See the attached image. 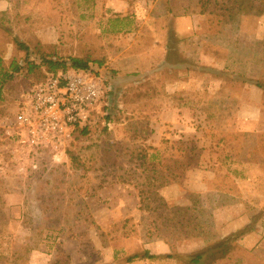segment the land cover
<instances>
[{"label":"rangeland","instance_id":"1","mask_svg":"<svg viewBox=\"0 0 264 264\" xmlns=\"http://www.w3.org/2000/svg\"><path fill=\"white\" fill-rule=\"evenodd\" d=\"M113 1L0 0V264H264V0ZM86 57L88 123L18 153L44 61Z\"/></svg>","mask_w":264,"mask_h":264},{"label":"built area","instance_id":"2","mask_svg":"<svg viewBox=\"0 0 264 264\" xmlns=\"http://www.w3.org/2000/svg\"><path fill=\"white\" fill-rule=\"evenodd\" d=\"M101 96V86L87 74L51 76L22 95L4 136L16 144L18 153L57 152L77 126L88 123Z\"/></svg>","mask_w":264,"mask_h":264},{"label":"trees","instance_id":"3","mask_svg":"<svg viewBox=\"0 0 264 264\" xmlns=\"http://www.w3.org/2000/svg\"><path fill=\"white\" fill-rule=\"evenodd\" d=\"M16 44L21 48V49H25V47L23 46L22 43H19L18 41H16ZM92 63L93 61H91V59L89 57L86 58H69L67 61L65 60H61V59H56V60H52V59H46L44 61V65L47 67V71L48 73L52 74L51 76H57L59 73L61 72H74L77 74H81V73H90V71H92ZM1 64V63H0ZM12 71L14 72H19L21 70V68L13 63L11 65ZM40 66L39 65H35V64H29L28 66V73L29 74H33L37 71V69H39ZM212 72V71H211ZM212 74L216 77H222L224 79H229L231 78V76L227 73H219L218 71H213ZM12 78V74L9 73H4L1 69H0V93L2 91V86H3V82H6L8 79ZM47 78L43 79L41 82H44ZM248 82V81H245ZM252 85L257 86L258 88H261L262 86L259 85L257 82L252 83ZM87 129V128H86ZM248 230H245L242 234L247 233ZM227 246V245H226ZM220 249H224L223 247ZM205 254L203 255H198L197 258L195 259V263L196 264H201L202 261L205 258ZM158 257L156 256H152L151 254H149L148 252L144 253V255L142 257L139 256H133L131 258L128 259V262H134L135 260H155Z\"/></svg>","mask_w":264,"mask_h":264},{"label":"crops","instance_id":"4","mask_svg":"<svg viewBox=\"0 0 264 264\" xmlns=\"http://www.w3.org/2000/svg\"><path fill=\"white\" fill-rule=\"evenodd\" d=\"M108 7H110L113 11H112V14L114 13H119V12H123L124 10H126L127 8H129V5L124 2L123 0H115L113 1L112 3H110V5H108ZM192 22V17H180L178 19V27L181 29H187L189 23ZM186 27V28H185ZM180 33V32H179ZM181 35V34H180Z\"/></svg>","mask_w":264,"mask_h":264}]
</instances>
